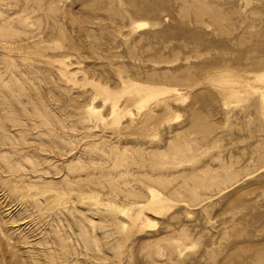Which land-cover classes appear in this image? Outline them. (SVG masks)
Here are the masks:
<instances>
[{"label":"rangeland","instance_id":"rangeland-1","mask_svg":"<svg viewBox=\"0 0 264 264\" xmlns=\"http://www.w3.org/2000/svg\"><path fill=\"white\" fill-rule=\"evenodd\" d=\"M0 264H264V0H0Z\"/></svg>","mask_w":264,"mask_h":264},{"label":"bare ground","instance_id":"bare-ground-1","mask_svg":"<svg viewBox=\"0 0 264 264\" xmlns=\"http://www.w3.org/2000/svg\"><path fill=\"white\" fill-rule=\"evenodd\" d=\"M144 23H139L138 25H143Z\"/></svg>","mask_w":264,"mask_h":264}]
</instances>
